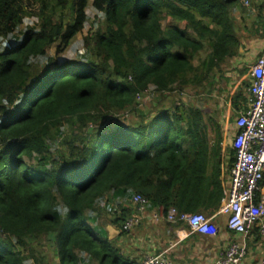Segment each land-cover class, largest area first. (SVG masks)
I'll use <instances>...</instances> for the list:
<instances>
[{
  "label": "trees",
  "instance_id": "1",
  "mask_svg": "<svg viewBox=\"0 0 264 264\" xmlns=\"http://www.w3.org/2000/svg\"><path fill=\"white\" fill-rule=\"evenodd\" d=\"M89 1L49 0L22 30L24 0H0V264H138L116 247L135 195L207 218L226 200L234 151L183 96L213 100L214 81L229 83L240 32L264 38V0H93L83 55L59 63L48 51L84 31ZM230 101L248 107L247 94Z\"/></svg>",
  "mask_w": 264,
  "mask_h": 264
},
{
  "label": "built area",
  "instance_id": "2",
  "mask_svg": "<svg viewBox=\"0 0 264 264\" xmlns=\"http://www.w3.org/2000/svg\"><path fill=\"white\" fill-rule=\"evenodd\" d=\"M148 92L151 90L146 91L144 97L150 100L151 94ZM234 122V134L230 142L234 162L230 167L226 200L216 215L225 216L228 230L242 240L230 243L216 264H241L248 253L246 240L255 232L264 237V55L251 66L248 107ZM132 204L136 213L124 222V232L142 223L149 201L137 194L132 198ZM153 220H165L171 224L180 222L188 226L190 232L185 229L177 231L179 241L190 234L214 235L217 229V225L203 214L178 216L175 209H170L166 215L156 213ZM139 264L173 262L168 251H162L146 255ZM260 264H264V260Z\"/></svg>",
  "mask_w": 264,
  "mask_h": 264
},
{
  "label": "crops",
  "instance_id": "3",
  "mask_svg": "<svg viewBox=\"0 0 264 264\" xmlns=\"http://www.w3.org/2000/svg\"><path fill=\"white\" fill-rule=\"evenodd\" d=\"M248 44L255 45L256 49L253 48L250 51L255 52L258 58L264 55V38H255ZM159 212L161 210L148 208L140 226L125 232L116 241V247L121 254L136 259L138 264L146 255L162 251H168L174 264H216L220 254L228 248L230 243L242 240L240 236L228 230L226 217L213 216L210 219L212 223L217 225L214 235L192 234L179 241L177 231L183 230L182 227L175 230L169 227L168 231L165 232L162 226L166 224L164 225L162 221L154 222L153 220L154 214ZM109 227L118 232L114 237L116 238L120 231L111 225L107 227V230ZM224 242L225 245H223ZM246 244L248 253L241 264H260L264 260V237L255 232L246 240ZM55 260L57 261V259Z\"/></svg>",
  "mask_w": 264,
  "mask_h": 264
},
{
  "label": "rangeland",
  "instance_id": "4",
  "mask_svg": "<svg viewBox=\"0 0 264 264\" xmlns=\"http://www.w3.org/2000/svg\"><path fill=\"white\" fill-rule=\"evenodd\" d=\"M49 0H24V8L28 13V17L25 18L24 23L22 25V30L26 27L35 26L38 23V15L40 13V7L41 5H44L48 3ZM92 1H89V7L87 8V16L89 17L88 23L86 25V28L84 31L76 36V38L72 41L71 45L67 47L66 49H62L61 53L58 54V47L60 42H57L54 46H52L48 53L55 57L59 63H64L68 61H74L78 59L81 55L84 53L83 49V39L87 35L88 31L92 32L96 30L97 28V13L94 11L92 7ZM42 3V4H41ZM245 4H247L245 2ZM250 4H247V7H249ZM99 19V18H98ZM241 39L243 41V47L240 49L238 56L228 62L224 66L225 76L229 78L228 81L221 77L216 79L219 83H217L213 89V100L210 97H205L203 102H200L199 100L193 99H187L186 96H183V100L188 103L190 106H194L195 104H201L205 103L204 112L206 115V119L208 117H213V121L215 124H218L221 127V133L222 137H224L223 143L226 147H231L230 142L232 139V136L234 134V121L236 118L240 117L241 113H236L233 110V106L231 104V97L234 96L237 92H241L243 95L248 94V85L245 86L241 81L246 80V74L242 76L241 71L248 67L250 68L256 63V60L258 58V55L255 54V52L250 51L251 49H256L255 45L248 44V42L252 41L250 39V34H245L244 32H240ZM250 82V80H249ZM248 82V84H249ZM144 100V98H142ZM146 105H141V108L148 111L150 104L148 103V100H144ZM231 120V122H230ZM209 141L212 144L215 138L214 132H210L208 135ZM224 146V147H225ZM227 154L229 153L228 149ZM229 172L228 175H225V178H227V182L229 179ZM227 185V184H226ZM165 225V223H163ZM169 225L162 226L163 230L166 232L169 229ZM173 228V227H172ZM174 229V228H173ZM175 230V229H174ZM226 243L224 242L223 245ZM44 255V254H43ZM200 257V256H199ZM54 260V258H52ZM57 261H54V264H56Z\"/></svg>",
  "mask_w": 264,
  "mask_h": 264
},
{
  "label": "water",
  "instance_id": "5",
  "mask_svg": "<svg viewBox=\"0 0 264 264\" xmlns=\"http://www.w3.org/2000/svg\"><path fill=\"white\" fill-rule=\"evenodd\" d=\"M108 231H109V238L112 239L115 237V235L118 234V232L116 230H114L112 227H109L108 228Z\"/></svg>",
  "mask_w": 264,
  "mask_h": 264
},
{
  "label": "clouds",
  "instance_id": "6",
  "mask_svg": "<svg viewBox=\"0 0 264 264\" xmlns=\"http://www.w3.org/2000/svg\"><path fill=\"white\" fill-rule=\"evenodd\" d=\"M250 68H251V67H250ZM247 95H248V94H247ZM146 199H147V198H146ZM147 200H148V199H147ZM149 205H150V202H149ZM148 208H149V206L147 207V210H148ZM146 212H147V211H146ZM161 212H162V211H161ZM162 213H163V212H162ZM216 214H217V213H216ZM216 214H215L214 216H217ZM224 217H225V216H224ZM208 219H210V218H208ZM161 221H165V220H161ZM165 222H167V221H165ZM183 225H184V224H183ZM185 226H186V225H185ZM182 229H185V230H187L188 232H190V231H189V228L186 229L185 227H182ZM190 235H192V234H190ZM190 235H189V236H190ZM198 235H199V234H198ZM154 254H159V253H154ZM169 258H170V257H169ZM171 261H172V260H171ZM172 262H173V261H172Z\"/></svg>",
  "mask_w": 264,
  "mask_h": 264
}]
</instances>
